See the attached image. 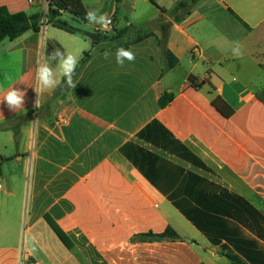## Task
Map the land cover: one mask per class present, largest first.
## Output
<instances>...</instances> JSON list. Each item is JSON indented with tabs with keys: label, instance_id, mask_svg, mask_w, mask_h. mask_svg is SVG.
<instances>
[{
	"label": "crops",
	"instance_id": "obj_1",
	"mask_svg": "<svg viewBox=\"0 0 264 264\" xmlns=\"http://www.w3.org/2000/svg\"><path fill=\"white\" fill-rule=\"evenodd\" d=\"M81 1L86 11L111 17L115 30L145 27L153 35L126 48L136 59L123 67L116 49L103 50L84 33L52 25L0 44V98L11 86L25 92L24 110L0 103V125L11 123L0 132V176L10 170L0 189V264H41V258L44 264H231L121 149L133 143L157 154L243 197L264 217V0H197L180 22L171 12L193 0ZM0 6L35 14L47 11L48 3L0 0ZM161 20L172 23L167 48L178 60L173 68L161 52ZM75 22L85 23L89 33L105 31ZM235 41L243 46L240 57L231 53ZM54 48L88 58L64 99L53 98L57 88L41 93L36 105L38 61ZM249 57L258 73L244 66ZM164 93L174 99L161 108ZM218 97L234 111L230 118L214 107ZM153 121L210 172L138 138ZM27 171L28 186L22 180ZM17 173L19 180L12 179ZM168 229L181 240L138 239Z\"/></svg>",
	"mask_w": 264,
	"mask_h": 264
},
{
	"label": "trees",
	"instance_id": "obj_2",
	"mask_svg": "<svg viewBox=\"0 0 264 264\" xmlns=\"http://www.w3.org/2000/svg\"><path fill=\"white\" fill-rule=\"evenodd\" d=\"M196 2L197 0L179 3L171 12L173 21H182L191 13ZM47 3L46 14L41 12L12 14L6 7L0 6V44L5 40L14 41L31 30L40 32L45 25H52L70 34L82 33L78 28L62 20L63 14H68L74 20L88 22L84 19L86 9L81 0H47ZM158 24L162 55L167 67L173 68L178 64V60L167 48L172 23L161 20ZM101 35L102 37L95 44H103V50H114L119 47L128 48L153 34H141L135 27L129 26L122 30H115L112 36ZM87 58L85 54L77 67L74 79L77 78ZM66 89V87L58 88L53 98L64 99ZM173 99V94L164 93L159 101L160 107L166 108ZM213 105L226 118H230L234 113L220 97L213 101ZM10 127L11 123L1 124L0 132L9 130ZM138 138L204 172H210L199 158L157 121H153L141 131ZM121 153L131 160L143 176L205 235L211 245L221 248L220 254L231 264H264V217L243 197L222 189L195 173H186L183 168L133 143L126 144L121 149ZM44 219L58 239L68 249H72L73 244L61 227L49 215H45ZM138 239L150 242L181 240L171 229L159 235L153 233L140 235Z\"/></svg>",
	"mask_w": 264,
	"mask_h": 264
},
{
	"label": "clouds",
	"instance_id": "obj_3",
	"mask_svg": "<svg viewBox=\"0 0 264 264\" xmlns=\"http://www.w3.org/2000/svg\"><path fill=\"white\" fill-rule=\"evenodd\" d=\"M84 19L89 24L99 25L102 30L111 31V17L106 13H100L99 10H88L85 12ZM231 53L233 56L240 57L243 55V46L238 42H232ZM109 53H104V58L107 59ZM116 63L123 67L125 61L134 62L136 59L135 53L131 49L119 47L115 53ZM55 62V67L53 63ZM80 58L78 52L61 50L54 48L48 55L43 53L35 73L37 93L36 105L39 102V96L43 92H51L57 88L74 89L78 83L74 77L76 76L77 67L79 66ZM25 92L11 86L5 91L0 103H5L10 110H24Z\"/></svg>",
	"mask_w": 264,
	"mask_h": 264
},
{
	"label": "rangeland",
	"instance_id": "obj_4",
	"mask_svg": "<svg viewBox=\"0 0 264 264\" xmlns=\"http://www.w3.org/2000/svg\"><path fill=\"white\" fill-rule=\"evenodd\" d=\"M43 4H44V1H43ZM42 7H43V5H42ZM41 13H43V14H46V12L47 11H45V10H41L40 11ZM62 20H64V21H66V22H68L71 26H73V27H75V28H78L79 30H81V34L83 35V33H84V35H85V32H86V30H90V29H88L87 27H86V25H85V23H79V22H75V20H73V19H70L67 15H63L62 16ZM115 29H114V27H112L111 28V31H104L102 34H106V35H109V36H112V35H114V33H115V31H114ZM56 32H58L57 30H55ZM138 32H141V34L142 33H144L145 31H146V28L145 27H143V28H139L138 30H137ZM58 33H61V34H63V35H67V34H65V33H63V32H58ZM81 35V36H82ZM67 37V36H66ZM82 37H84V36H82ZM86 38V37H85ZM88 38V37H87ZM86 38V39H87ZM80 39V38H79ZM81 39H83V38H81ZM90 40V39H89ZM102 46H103V44H102ZM244 66L246 67V68H248L250 71H257V73L260 71L258 68H257V66H256V64L254 63V62H252V60L250 59V57L249 58H247V59H244ZM257 62V61H256ZM261 96H263L264 97V90L263 91H261ZM35 112H36V110H35ZM19 137L20 136H17L16 137V139H15V147H19V146H17L18 144H19ZM17 143V144H16ZM16 173V172H15ZM9 175H10V170L7 168V169H5L4 171H3V173H2V175L0 176V178H1V182H0V186H3L4 185V179L3 178H8L9 177ZM19 178H20V176L18 177V173H17V175H15L12 179H14V180H19ZM22 180H24V183L28 186V181H29V172L27 171L25 174H24V177L22 178ZM2 184V185H1ZM2 188V187H1ZM0 188V189H1ZM26 192H27V190H26ZM11 204V203H10ZM12 215H13V217H15V212L14 213H12ZM24 235H25V230H24ZM25 237V236H24ZM26 238V237H25ZM37 254V253H36ZM41 264H44V263H46L45 262V260L44 259H42L41 258Z\"/></svg>",
	"mask_w": 264,
	"mask_h": 264
},
{
	"label": "water",
	"instance_id": "obj_5",
	"mask_svg": "<svg viewBox=\"0 0 264 264\" xmlns=\"http://www.w3.org/2000/svg\"><path fill=\"white\" fill-rule=\"evenodd\" d=\"M85 36L88 37L94 43L97 42L102 37L101 34L89 33V32H86Z\"/></svg>",
	"mask_w": 264,
	"mask_h": 264
},
{
	"label": "built area",
	"instance_id": "obj_6",
	"mask_svg": "<svg viewBox=\"0 0 264 264\" xmlns=\"http://www.w3.org/2000/svg\"><path fill=\"white\" fill-rule=\"evenodd\" d=\"M35 0H29V3L33 4ZM112 20V19H111ZM112 24H113V21H112ZM112 24L110 25V28H112ZM106 31V30H105ZM195 52H197V49L195 50ZM1 188V186H0Z\"/></svg>",
	"mask_w": 264,
	"mask_h": 264
}]
</instances>
